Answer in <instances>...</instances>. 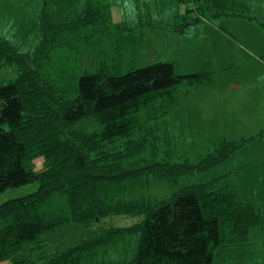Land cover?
<instances>
[{"label": "trees", "instance_id": "16d2710c", "mask_svg": "<svg viewBox=\"0 0 264 264\" xmlns=\"http://www.w3.org/2000/svg\"><path fill=\"white\" fill-rule=\"evenodd\" d=\"M176 1L185 10L169 26L181 33L206 14L211 21L240 17L264 26V17L251 14L245 0ZM170 3L133 5L148 21ZM52 10L45 0L33 50L21 51L14 39L0 36V67L17 69L13 79L0 82V192L37 183L0 202V263L224 264L228 256L246 255L249 230L264 221V201L241 199L219 186L218 177L172 187L181 176L208 169L261 139L264 129L214 144L196 162L175 155L164 144L175 141L160 137L157 123L176 102L179 86L208 82L212 72L177 73L168 60L123 71L122 54L134 55L145 45L134 27L113 20L109 0H86L68 21L54 20ZM124 29L136 38L131 45L117 35ZM93 49L101 64L89 70L84 56ZM110 51L117 60L107 65ZM150 183H166L170 195L159 201L132 196ZM110 214L143 218L124 227H94ZM69 223L95 230L77 243L52 248L44 236ZM127 235L137 238L136 250L115 259Z\"/></svg>", "mask_w": 264, "mask_h": 264}, {"label": "rangeland", "instance_id": "374dc122", "mask_svg": "<svg viewBox=\"0 0 264 264\" xmlns=\"http://www.w3.org/2000/svg\"><path fill=\"white\" fill-rule=\"evenodd\" d=\"M40 1L14 0L8 10H0V20L5 18L7 13L24 14L21 17L26 21L23 20L22 30L26 32L16 33V26H0V36L14 39L21 51L33 50L38 43L37 23ZM49 1L53 5L52 18L56 21L74 18L75 15L69 6L73 3L81 4V0ZM124 1L122 5L117 3L112 7L115 16L120 20H125L124 16L129 18L136 0ZM246 1L252 4V14L259 18L264 17V0ZM171 3V11L167 13L163 14L164 9L160 8L158 17L161 22L156 23L151 31H148L146 25L143 26L144 30L138 28L142 31H140L141 41L145 46L140 51L138 49L134 51V55L122 54L121 59L124 62L120 68L124 71L152 62L168 60L173 62L177 73L212 72V78L208 82L194 85L183 83L179 86L176 91V103L173 104V113L171 114L170 111L166 116L161 117L155 128L159 131L160 137L168 134L175 141V143H171V140L164 142L171 152L196 162L211 151L214 144L226 139L237 140L248 137L264 129V26L255 20L240 17H219L211 21L210 15L206 14L198 21H189L181 33L180 30H172L169 26L179 5L176 0H171ZM183 11H179V14ZM136 34L139 32L136 31ZM117 35L124 37L122 44L125 46L131 45L132 39L136 41L134 34L128 29ZM96 50L86 52L84 56L86 69L92 70L97 65L100 66L101 63L98 61L101 58L97 57ZM115 60H117L116 55L112 52L108 53L104 64H113ZM5 71L6 75H4ZM15 75L16 66L0 67V82H7ZM160 145L162 147L161 142ZM247 160L250 161L249 165ZM37 163L39 164L40 160H37ZM240 164L243 165L239 166ZM262 170L264 171V137L252 140L228 159L208 169L181 176L172 188L176 190L181 186L218 177L219 186L234 191L241 199L264 201V175L257 174ZM36 187V182L9 187L0 192V202L7 197L32 191ZM170 193L171 189L166 183H150L137 188L132 196L159 201L167 198ZM142 218L141 215L110 214L93 225L96 229L100 226H125L140 222ZM255 229L257 230L255 236H253L254 230L251 232V240L255 244L252 248L255 250V257L248 260L256 264H264V260L260 258L262 244L259 241L264 236V229ZM93 230L95 229L75 227L69 223L62 232L46 235L44 239L52 248L69 246ZM135 241V237L124 241L125 244L115 249L113 257L129 258L136 250ZM109 257L111 254L109 256L108 253L106 258Z\"/></svg>", "mask_w": 264, "mask_h": 264}, {"label": "crops", "instance_id": "0c3cea01", "mask_svg": "<svg viewBox=\"0 0 264 264\" xmlns=\"http://www.w3.org/2000/svg\"><path fill=\"white\" fill-rule=\"evenodd\" d=\"M14 0H0V10L2 9H6V10H8V7H11L13 4H12V2H13ZM42 1V2H41ZM40 1V3H39V7H38V9H39V11H38V16H39V13H40V11H41V8H42V5H43V2L45 1V0H41ZM46 1H49V0H46ZM171 1V0H170ZM246 1V0H245ZM85 2H86V0H81V4H79V3H77V4H75V3H73V4H71L69 7H71V11H72V13H74V15H75V17L74 18H72V19H75L76 17H77V15L80 13V11L82 10V8L84 7V4H85ZM109 2H110V4H111V13H112V17H113V20L115 21V22H119V23H122V24H126L127 26H132V27H134L135 29H136V31L137 32H140L141 30H142V28H143V30L145 29L143 26L144 25H146V27L148 28V31H151L152 29H153V27H154V25L156 24V23H158V22H161V20H160V18L158 17V15L154 12L153 13V18L151 19H149L148 21H147V18L144 16V13H142L141 15L139 14V13H137L136 12V10L134 9V7H132L133 8V11L132 12H130L131 14L129 15V18H127V17H125L124 16V18H125V20H123V19H117V17L115 16V14H114V12L112 11V7L115 5V4H117V3H120L121 5H122V2H125L124 0H109ZM171 4L172 3H170L168 6H166L165 8H163L164 10V12H163V14L164 13H167L168 11H171L170 10V6H171ZM249 5H250V8H252V4L249 2ZM3 7V8H2ZM26 8H27V5H26ZM177 9L178 10H176V12H175V14L177 13V14H179V11H183L184 10V5H182V3H179V5H177ZM1 12V11H0ZM251 14H252V12H251ZM22 15H24V14H20V13H18V14H16V13H7V14H5V18H3V19H1L0 20V26H16V30L15 31H17L16 33H19V32H26V31H24V30H22L23 29V25H24V23H23V20H25L24 18H22L21 16ZM51 15H52V13H51ZM254 15V14H253ZM18 17H20V18H18ZM140 18L142 19V24L141 25H139L138 23H139V21H140ZM157 18H159L158 20H157ZM26 21V20H25ZM57 21H68V20H62V19H60V20H58L57 19ZM137 21V22H136ZM138 28H140L141 30H139ZM19 30H21V31H19ZM142 32V31H141ZM144 48V47H143ZM2 68H4V67H2ZM16 72H17V69H16ZM4 75H6V71H5V73H4ZM176 103V102H175ZM173 110H174V107H173V105L171 106V108H170V111H171V114L173 113ZM170 111H169V113H170ZM171 114H170V116H171ZM171 119V118H170ZM235 154V153H234ZM248 161V160H247ZM250 164V161H248V165ZM243 164H240L239 166H242ZM238 166V167H239ZM257 174H261V175H264V171L262 170V172H260V173H257ZM264 180V179H263ZM134 224V223H133ZM125 226H129V225H125ZM264 221H263V223H261V224H259V225H256V226H254V227H252L250 230H249V238H250V240H251V238H252V236H251V232H252V230H254V234H253V236H255V232L257 231L255 228H257L258 230H261V229H264ZM122 227H124V226H122ZM82 239V238H81ZM80 239V240H81ZM128 239H130V236H126L125 237V239L124 240H122V241H120V243H118V245H117V247L118 246H120V245H122L123 243H124V241H126V240H128ZM137 238L135 237V240H136ZM79 240V241H80ZM253 240H257V238H253ZM78 241V242H79ZM252 241V240H251ZM259 241H261L260 242V244H262V246H261V259H263L264 260V236H263V238H260L259 239ZM75 243H77V242H75ZM72 244H74V243H72ZM125 244V243H124ZM252 245H251V247H250V249L247 251V254L246 255H244V256H238V255H235V256H228V257H230V258H228L225 262H224V264H228V263H233V264H256V263H253L251 260H248L249 258H254L255 257V250L254 249H252L254 246H255V244L253 243V241H252V243H251ZM71 245V244H70ZM135 245H136V241H135ZM114 250V249H113ZM111 252V251H110ZM110 254L111 253H109V256H110ZM114 255V254H113ZM123 256V255H122ZM112 257V256H111ZM118 257H121V256H118ZM116 259V258H115Z\"/></svg>", "mask_w": 264, "mask_h": 264}]
</instances>
